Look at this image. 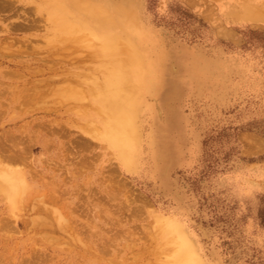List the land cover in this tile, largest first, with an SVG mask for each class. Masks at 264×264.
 <instances>
[{"label": "rangeland", "instance_id": "1", "mask_svg": "<svg viewBox=\"0 0 264 264\" xmlns=\"http://www.w3.org/2000/svg\"><path fill=\"white\" fill-rule=\"evenodd\" d=\"M184 247L264 264V0H0V264Z\"/></svg>", "mask_w": 264, "mask_h": 264}, {"label": "bare ground", "instance_id": "2", "mask_svg": "<svg viewBox=\"0 0 264 264\" xmlns=\"http://www.w3.org/2000/svg\"><path fill=\"white\" fill-rule=\"evenodd\" d=\"M164 81V80H163ZM134 85V84H133ZM162 85V84H161ZM129 110H130V108H129ZM113 111V110H112ZM122 115L123 114H121L120 116H121V118H120V120H119V122H118V124H117V130L118 131H120V132H122V136H120V134H119V137L120 138H118V139H120V141H124L125 139H124V137H125V133H126V135L131 131L130 130V126L131 125H129L128 126V124H127V120H125V117L123 116L122 117ZM117 116V115H116ZM128 116V115H127ZM128 118V117H127ZM169 123V122H168ZM170 124V123H169ZM13 156H14V154L13 153H11ZM11 157V156H10ZM191 253H190V251L187 249V248H179V249H177L176 250V252H175V257H177V258H182L183 260V264H184V260H186L187 258H189L191 255H190ZM176 258V259H177ZM191 260V259H190ZM187 261V260H186ZM179 263V262H178ZM180 264V263H179Z\"/></svg>", "mask_w": 264, "mask_h": 264}]
</instances>
